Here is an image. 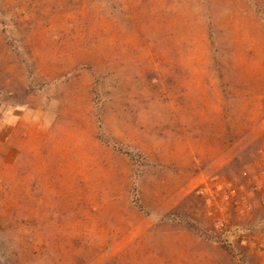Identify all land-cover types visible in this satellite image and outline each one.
I'll return each mask as SVG.
<instances>
[{"label": "rangeland", "instance_id": "obj_1", "mask_svg": "<svg viewBox=\"0 0 264 264\" xmlns=\"http://www.w3.org/2000/svg\"><path fill=\"white\" fill-rule=\"evenodd\" d=\"M0 264H264V0H0Z\"/></svg>", "mask_w": 264, "mask_h": 264}, {"label": "trees", "instance_id": "obj_2", "mask_svg": "<svg viewBox=\"0 0 264 264\" xmlns=\"http://www.w3.org/2000/svg\"><path fill=\"white\" fill-rule=\"evenodd\" d=\"M140 249V247H139V245H137V250H139Z\"/></svg>", "mask_w": 264, "mask_h": 264}]
</instances>
